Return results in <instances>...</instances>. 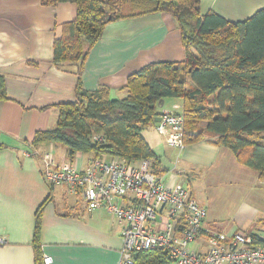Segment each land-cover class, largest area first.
I'll return each instance as SVG.
<instances>
[{
  "label": "crops",
  "instance_id": "crops-1",
  "mask_svg": "<svg viewBox=\"0 0 264 264\" xmlns=\"http://www.w3.org/2000/svg\"><path fill=\"white\" fill-rule=\"evenodd\" d=\"M263 9L264 0H200L202 16L217 13L230 23ZM76 14L74 3L45 7L41 0H0V75L7 93L0 100V264H44L46 257L52 264H118L123 225L103 209L90 211L67 185H50L39 158L52 152L59 165L86 167L93 154L71 156L62 145L37 148L33 141L37 132L56 128L58 106L76 100L80 82L87 91L109 88L113 98L122 99L130 75L153 63L185 61L175 21L155 14L107 25L82 71L76 64L57 66L54 42ZM161 109L160 116L183 114L184 103L168 99ZM146 129L144 137L160 158L156 175L171 188L188 189L208 211L191 251L206 253L215 233L264 240V181L257 172L210 135L179 151L157 133L156 121Z\"/></svg>",
  "mask_w": 264,
  "mask_h": 264
},
{
  "label": "trees",
  "instance_id": "trees-1",
  "mask_svg": "<svg viewBox=\"0 0 264 264\" xmlns=\"http://www.w3.org/2000/svg\"><path fill=\"white\" fill-rule=\"evenodd\" d=\"M41 3L76 5L75 20L63 25L54 42L57 66L76 64L82 71L107 25L155 14L175 21L186 57L180 63H153L130 75L124 88L128 95L122 99L113 98L109 88L87 91L80 82L76 100L58 106L56 128L37 132L34 147L55 143L71 156L93 153L128 162L150 160L155 171L160 158L144 130L161 114V101L182 99L185 144L210 135L264 181V9L246 21L230 23L217 13L202 16L200 0ZM5 99V79L0 75V100ZM253 240L261 242L256 236ZM138 255L142 264H174L163 249Z\"/></svg>",
  "mask_w": 264,
  "mask_h": 264
},
{
  "label": "built area",
  "instance_id": "built-area-1",
  "mask_svg": "<svg viewBox=\"0 0 264 264\" xmlns=\"http://www.w3.org/2000/svg\"><path fill=\"white\" fill-rule=\"evenodd\" d=\"M156 131L168 137L171 148L183 151L187 147L183 114L164 112ZM39 158L50 185H67L73 194L82 196L90 211L103 209L123 225L118 264H136L137 254L161 249L169 252L174 264H264V240L257 243L245 233L231 238L215 233L206 253L191 251L208 211L188 189L167 186L150 160L137 165V161L94 156L82 167L73 162L59 165L52 152ZM160 222H164L162 227L154 229ZM44 264H52V259L44 258Z\"/></svg>",
  "mask_w": 264,
  "mask_h": 264
},
{
  "label": "rangeland",
  "instance_id": "rangeland-1",
  "mask_svg": "<svg viewBox=\"0 0 264 264\" xmlns=\"http://www.w3.org/2000/svg\"><path fill=\"white\" fill-rule=\"evenodd\" d=\"M190 82V81H189ZM191 86H192V84H191ZM193 87V86H192ZM190 89V88H189ZM166 107H171V104H170V102H167V105H166ZM163 109V108H162ZM161 109V110H162ZM160 116V115H159ZM148 126H146V128H147ZM147 129H145L144 131H146ZM148 130H151V129H148ZM144 134H145V132H144ZM261 140V139H260ZM168 146H169V144H168ZM93 154V153H92ZM95 155L93 154V157H94ZM102 157H104V156H102ZM107 159H110L109 157H107ZM140 161H142V160H140ZM140 161H138L139 163H140ZM153 164V163H152Z\"/></svg>",
  "mask_w": 264,
  "mask_h": 264
},
{
  "label": "water",
  "instance_id": "water-1",
  "mask_svg": "<svg viewBox=\"0 0 264 264\" xmlns=\"http://www.w3.org/2000/svg\"><path fill=\"white\" fill-rule=\"evenodd\" d=\"M191 72V69L189 70ZM165 104V101H161L160 106L163 107ZM156 123L160 121V118L155 119Z\"/></svg>",
  "mask_w": 264,
  "mask_h": 264
}]
</instances>
